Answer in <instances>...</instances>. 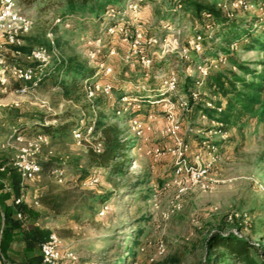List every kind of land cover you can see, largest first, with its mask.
Returning <instances> with one entry per match:
<instances>
[{"label": "rangeland", "instance_id": "rangeland-1", "mask_svg": "<svg viewBox=\"0 0 264 264\" xmlns=\"http://www.w3.org/2000/svg\"><path fill=\"white\" fill-rule=\"evenodd\" d=\"M19 2L35 20V25L31 33L22 37L21 46H27L29 51L15 47L4 49L8 63L36 66L30 53L42 45L48 48L50 54L46 72H53V66L58 61L76 58L95 70L82 80L88 78L92 82L111 81L114 84L111 95H97L94 109L87 98L77 103L66 97L61 86L51 79H45L38 88L25 94L15 91L20 83L11 79V88L0 91V144L7 140L14 127L21 128L25 138L23 144L47 135V143L44 142L36 157L40 163H50L51 168H44L40 177L27 182V187L32 195H40L49 187L61 193L65 211L63 216L53 217L54 231L62 239L63 252H73L71 263L206 264L208 257L213 258L214 253L209 255L205 240L217 229L224 232L235 230L263 246L264 125L256 120L246 121L242 129L236 127L229 130L225 139L214 131L218 127L213 120L203 116L200 106H207L212 96L204 82L198 86L200 98L194 100L185 87L186 78L193 77L195 80L201 76L200 64L207 67V72L221 66L239 70L224 59L222 64L211 63L213 58L202 59L203 43L200 52L191 50L187 56L179 54L177 48L173 50L176 41L181 48L188 46L202 28L198 22L190 20V13L182 9L179 0H145L137 8L127 7L128 0H117L114 4L121 13L115 17L113 24L120 28L126 22L130 35L139 30L145 36L143 52L152 57L155 64L151 77L142 75L146 70L138 63L131 37L123 41L121 32L106 33L108 19L102 15L95 17L91 13V4L87 9H82L81 4H74V13L66 15L68 18L63 24L55 25L53 18H64L62 14L69 8L66 0ZM106 10L108 6L103 12ZM237 17L249 20L254 15L238 12ZM257 30L255 32L262 29ZM50 32L51 36L48 35ZM208 36L211 37L212 33ZM149 38H156L157 41L149 42ZM211 45L207 42V50H211ZM113 49L114 54L111 53ZM231 50L239 59L261 68L259 62L264 60V51L243 50L234 44ZM102 64L111 66L112 73L105 75ZM171 71H175L179 79L178 91L173 94V112L175 120L181 125V136L190 144L186 154L188 163H195L197 157L206 160L208 152L204 149V141L220 145L221 159L213 168L205 187L176 173L179 160L175 155H157L154 152L156 147L174 146L167 131L173 120L167 111L169 107L149 102L159 98L162 81L167 78L165 74ZM125 95L143 100L141 108L123 110L121 98ZM66 112L73 118L85 114L88 117L85 124H92L102 113L110 121L118 122L124 138L134 140V147L129 151L132 162L127 171L111 175L100 167L88 166L85 159L88 144L99 136V130L80 143L73 137L59 142L53 141L37 125L40 122H60L58 116ZM151 113L154 119L149 121ZM132 118L147 123L141 135L130 122ZM82 131L84 137V128ZM228 139L231 140L229 143ZM20 144L13 141V149L8 147L11 158ZM77 164L80 165L77 167ZM54 167L66 169L67 177L62 183L51 173ZM93 174L97 175L98 182L86 184V179ZM84 194H107L108 199L96 205L95 211H90L89 203L83 201ZM71 211L80 214L78 221L64 216ZM237 227H241L242 231ZM160 245H163V252L159 250Z\"/></svg>", "mask_w": 264, "mask_h": 264}, {"label": "trees", "instance_id": "trees-1", "mask_svg": "<svg viewBox=\"0 0 264 264\" xmlns=\"http://www.w3.org/2000/svg\"><path fill=\"white\" fill-rule=\"evenodd\" d=\"M75 1H78L75 3ZM117 0H66L68 10L63 13V17L69 15L78 3L87 9L91 4V13L95 17L103 15L106 6L114 5ZM75 4V5H74ZM184 11L190 13V20L198 22L201 25L199 30L203 35V55L202 59L214 58L222 53L226 60L236 67L239 72L221 66L217 70H209L205 77L204 84L207 87L215 107L200 106L201 111L211 120H215L224 125V130H231L238 127L242 129L246 121L256 120L257 123L264 125V60L259 62L260 69L251 66L252 62L239 59L236 52L231 50L234 43L243 50L264 51V26L262 30H257L255 18L245 20L238 17L229 18L218 5V1L209 0H179ZM57 6V4H56ZM48 9V7H47ZM46 9V10H47ZM74 13V12H72ZM210 25L208 29L207 26ZM212 33L209 37L208 34ZM207 39V40H206ZM207 42H211V50H207ZM23 51H29L27 46L15 47ZM155 66V64H153ZM153 68V67H152ZM42 73L41 83L45 79H51L62 88L63 94L69 99L77 103H81L86 98L83 89L82 78L94 73V69L90 68L86 62L79 61L76 58H69L64 61H58L53 66V72ZM49 73V74H48ZM144 73L142 74L144 76ZM153 75L152 69L149 76ZM12 80L4 84L5 87L11 88ZM195 85L193 77H187L185 87L190 90ZM217 99V100H215ZM88 109L87 105L83 106ZM221 108V111L218 110ZM61 120L57 123H43L37 125L44 133L50 135L53 141L65 142L72 137V130L75 125L87 116H78L73 118L67 112L58 116ZM19 131H22L18 127ZM96 130L100 131V139L103 141L101 152L95 151L88 144L85 156L88 166H97L109 171L111 175L123 174L130 167L131 158L129 151L134 147L133 139L124 138L123 131L118 122H112L108 116L103 113L96 118ZM231 140H227L229 143ZM44 168H51L50 163H41ZM80 164H77V167ZM53 169V168H52ZM84 173V171H83ZM82 175V178L86 176ZM84 202H88V209L95 211V206L107 201V194H84L82 196ZM40 202L48 209L55 218L63 216L64 204L61 193L53 187L41 192ZM26 206L15 204L14 207L5 210V227L0 239V250L6 252V245L9 242V232L11 228L22 227L20 220L16 219V213H25ZM64 216L69 219L78 221L80 214L76 212H66ZM242 231L241 227H237ZM44 232L35 228L24 232L26 247L29 249L36 248L44 240L46 236ZM137 243V241L135 242ZM205 247L209 255L213 254V258L208 257L206 264H264V244L263 246L253 242L250 238L241 236L235 230L223 231L217 229L213 231L205 240ZM215 251V252H213ZM40 261L42 262V256ZM38 263V261H37Z\"/></svg>", "mask_w": 264, "mask_h": 264}, {"label": "built area", "instance_id": "built-area-1", "mask_svg": "<svg viewBox=\"0 0 264 264\" xmlns=\"http://www.w3.org/2000/svg\"><path fill=\"white\" fill-rule=\"evenodd\" d=\"M127 7L137 8L140 4H143L145 0H128ZM218 5L224 11L226 16L229 18H235L238 16V12L253 14L255 18V25L257 28H262L264 26V0L255 1V0H220ZM121 13L120 8L116 5H109L108 10L102 15L103 18L108 19V24L106 27V33L111 34L115 32H121V39L127 41L131 37V42L133 43L135 53L138 57V63L143 66L146 70L145 75L149 76L150 70L153 67V58L148 54L143 52L142 43L146 42L145 36L142 32L136 30L134 33L129 34L128 26L126 22H123L122 27H117L116 24H113L115 17ZM55 25H61L64 23L65 18L61 16H55L53 18ZM35 25V20L29 16L21 7L19 0H0V91H4L6 87L4 84L9 82L11 79L19 82V86L15 89L17 93L25 94L30 92V90L36 89L40 86L42 80V73L44 68L48 65L50 60V54L48 48L45 46L35 47L31 53L30 58L36 63V66H23L20 64H11L6 60V56L3 53L4 49L7 47H19L22 45V37L31 33ZM68 25V24H66ZM119 25V24H118ZM207 27L210 28V25ZM49 36L52 35L50 32ZM202 39L203 35L198 34L189 42L188 46L180 47L176 41L174 49H178L179 54L184 53L186 56L189 51L200 52L202 50ZM149 42H156V38H149ZM234 45L238 46L237 43ZM172 50V51H173ZM111 53L114 54L115 50H111ZM164 53V52H163ZM164 55V54H163ZM218 56V57H217ZM216 57L213 58L214 62L211 63H220L222 60H226V57L219 53ZM208 60L210 58H207ZM205 60V59H204ZM198 68L201 70V76L196 77L195 85L191 88L190 96L197 100L200 98V92L198 91V86L204 83L205 77L207 76V67L200 64ZM113 69L111 66H105L102 64V72L105 75L112 73ZM175 71H171L167 75L166 79H163L161 87L159 89V98L155 100H149L152 104L162 103L164 107L169 109L167 110L170 113V118L173 119L170 122V125L167 129L169 136L173 140L174 146L169 148L156 147L154 152L157 155H166L173 154L175 155L179 162L176 166V173L179 176H187L194 184H201L204 187L206 186L207 180L211 175L213 168L216 163L221 159L219 147L220 145L217 142L210 140L204 141V149L208 152V157L206 160L200 157H197L195 163H188L186 154L190 150V144L181 136V125L178 121L175 120L173 109L175 107V102L173 100L174 92L178 91L179 79L175 74ZM169 75V76H168ZM83 89L86 93L87 100L92 103L91 107L94 109L93 102L96 99L97 95L102 94L109 96L112 94L114 89V84L111 81L104 82H92L90 79L86 78L82 80ZM121 101L124 104L123 110H128L130 108L135 109L136 107L141 108L142 102L138 98H133L128 95H125L121 98ZM137 103V104H136ZM186 104V103H185ZM2 105V100L0 98V107ZM183 105V103H181ZM207 107L214 108L215 105L212 100L206 103ZM221 111V108H218ZM203 113V112H202ZM173 116V118H172ZM204 117H208L203 113ZM154 119V115L151 113L148 115V120L151 121ZM85 118H82L73 128L72 137L77 142H81L86 136H90L96 131V120H93L92 124L86 123ZM130 122L133 124V127L137 130V134L141 135L144 131L147 123H143L139 118H132ZM213 122L218 127L216 133H220L223 138H228L229 130H224V125L220 122L213 120ZM88 125V126H87ZM86 132L85 136L84 132ZM101 134L92 141H89V145L97 151L101 152L103 148V141L100 139ZM122 140H126L123 138ZM13 141L20 142V146L17 149L15 156L12 158L11 163L14 169L19 173L21 178V183L27 184L29 181H33L40 177L43 173V166L37 160V154L42 148V145L47 143V135L39 136V139L23 144L25 138L22 134H18L17 131H14L7 140L3 143V146H11ZM53 176L57 179L58 182L62 183L66 180L67 172L64 167H54L51 170ZM98 182V177L96 174L86 179V184L94 185ZM23 202V197H19L15 200L16 204H21ZM22 213L18 212V217H22ZM161 252L164 251L163 245L159 246ZM41 254L43 264H72L71 257L73 252L64 253L62 250V239L56 231H52L46 240L41 243ZM0 264H8L6 257L0 250Z\"/></svg>", "mask_w": 264, "mask_h": 264}, {"label": "crops", "instance_id": "crops-1", "mask_svg": "<svg viewBox=\"0 0 264 264\" xmlns=\"http://www.w3.org/2000/svg\"><path fill=\"white\" fill-rule=\"evenodd\" d=\"M11 122L14 123L15 120H11ZM14 131L22 134V131H19L17 127L13 128L12 133ZM3 143L0 144V239L5 227V210L14 207L15 200L23 197L22 203L26 206V211L25 213L21 212L22 217H18V213H16V219L20 220L22 227L11 228L9 242L6 245L7 250L6 252L2 251V253L8 264H43V261H40L42 256L41 244L33 249L26 247L24 232L39 228L47 238L54 231L55 223L53 221L55 219L40 202V195L37 193L30 194L27 184L21 183L20 175L11 163L13 157L11 158V151L8 147L13 149V146H3Z\"/></svg>", "mask_w": 264, "mask_h": 264}]
</instances>
